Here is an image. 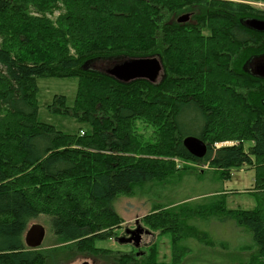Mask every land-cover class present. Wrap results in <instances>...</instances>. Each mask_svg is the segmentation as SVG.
<instances>
[{"label":"trees","instance_id":"16d2710c","mask_svg":"<svg viewBox=\"0 0 264 264\" xmlns=\"http://www.w3.org/2000/svg\"><path fill=\"white\" fill-rule=\"evenodd\" d=\"M252 2L264 0H0V264L46 263L51 250L25 242L42 214L67 247L109 252L95 240L124 222L115 199L171 181L181 168L176 158L209 164L219 178L255 168L258 205L226 208L227 193L219 192L204 203L161 205L146 223L171 233L176 247L207 241L194 219L234 220L255 246L249 262L236 264H264V99L256 100L264 79L240 67L264 51V31L240 20L264 19ZM190 9L195 19L178 23ZM156 54L166 71L159 83L83 69L97 57L110 66ZM73 76V106L62 95L50 106L89 126L71 134L37 119V78ZM187 136L207 143L204 158L183 145Z\"/></svg>","mask_w":264,"mask_h":264},{"label":"rangeland","instance_id":"374dc122","mask_svg":"<svg viewBox=\"0 0 264 264\" xmlns=\"http://www.w3.org/2000/svg\"><path fill=\"white\" fill-rule=\"evenodd\" d=\"M252 4L264 8L262 2H252ZM193 10L184 12L190 13ZM184 12H180L179 15ZM191 19L192 21L195 19L194 14H191ZM263 55L264 51L250 54L240 67L247 72L245 68H253ZM115 58H117L114 59L115 61L119 60V57ZM88 61L92 63H85L83 68L88 65V69L96 71H99L100 66H108L112 62L108 58L100 57ZM78 84L79 77L77 76L37 78V119L54 125L65 133L74 134L78 133L80 129L88 128V125L80 123L76 117L54 112L50 107L56 96L59 95L66 97L68 106H73ZM262 99L264 96L256 98L257 102ZM227 144L233 143L220 142L217 146ZM249 145L246 143V146ZM175 160L178 163V168L181 167L178 173H182L180 175L177 173L171 181L168 180L162 184L151 182L141 188L138 187L137 193L133 196L121 195L115 199L114 208L124 222L118 229H115L114 236L95 240L97 247L109 249V252L93 254L87 250L67 247L54 234L50 216L42 214L33 219L29 226L40 223L46 229V236L41 248L51 250V253L45 264H81L84 262L121 264L119 259L125 254L134 257L129 264H236L249 262L255 252L254 239L245 226H238L234 220L221 222L211 218L212 220L207 222L200 218L194 219L193 223L207 232V237H205L207 243L195 238H188L176 247L172 244L171 233L162 234L161 230H153L146 223L145 217L159 211L161 205L203 202V198L208 200L209 196L219 192L227 193L225 195L226 208L251 210L258 205L256 195L252 192L256 182L255 168L245 165L240 169H233L229 178H219L218 172L209 164L179 158ZM171 206H165V208ZM137 232L143 238L140 246H136L134 242ZM176 251H179V257H177Z\"/></svg>","mask_w":264,"mask_h":264},{"label":"water","instance_id":"95a60500","mask_svg":"<svg viewBox=\"0 0 264 264\" xmlns=\"http://www.w3.org/2000/svg\"><path fill=\"white\" fill-rule=\"evenodd\" d=\"M191 13H184L178 16V23H186L190 21ZM247 26L257 30L264 31V19L256 17H245L240 19ZM92 63L90 61L86 62ZM251 66V65H250ZM88 65L85 66V70H89ZM99 71L112 76L120 82L128 83L136 79H145L152 83H159L164 79L165 67L163 60L159 54L137 57V58H125L110 66H100ZM250 74L256 77L264 79V55L256 62L251 70L246 69ZM183 145L188 151L196 158L202 159L208 152L207 143L199 137L187 136L183 139ZM46 236V229L40 223L32 224L25 234V242L28 247L39 248L42 246ZM143 242V238L140 234H136L135 245L140 246ZM81 264H89L84 262Z\"/></svg>","mask_w":264,"mask_h":264},{"label":"flooded vegetation","instance_id":"af4514ba","mask_svg":"<svg viewBox=\"0 0 264 264\" xmlns=\"http://www.w3.org/2000/svg\"><path fill=\"white\" fill-rule=\"evenodd\" d=\"M249 64V63H248ZM245 69H249V68H245ZM249 70H251V69H249ZM138 233V232H137ZM135 242V241H134Z\"/></svg>","mask_w":264,"mask_h":264},{"label":"crops","instance_id":"0c3cea01","mask_svg":"<svg viewBox=\"0 0 264 264\" xmlns=\"http://www.w3.org/2000/svg\"><path fill=\"white\" fill-rule=\"evenodd\" d=\"M226 193V192H225Z\"/></svg>","mask_w":264,"mask_h":264}]
</instances>
